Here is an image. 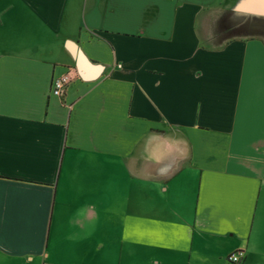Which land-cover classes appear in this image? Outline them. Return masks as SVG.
<instances>
[{"label":"crops","instance_id":"0c3cea01","mask_svg":"<svg viewBox=\"0 0 264 264\" xmlns=\"http://www.w3.org/2000/svg\"><path fill=\"white\" fill-rule=\"evenodd\" d=\"M239 251L264 264V0H0V264Z\"/></svg>","mask_w":264,"mask_h":264},{"label":"built area","instance_id":"2783aa9c","mask_svg":"<svg viewBox=\"0 0 264 264\" xmlns=\"http://www.w3.org/2000/svg\"><path fill=\"white\" fill-rule=\"evenodd\" d=\"M71 82L69 73L55 77L51 80L50 84V95L61 98ZM243 258V252H236L228 257L229 262L233 264L240 263Z\"/></svg>","mask_w":264,"mask_h":264},{"label":"water","instance_id":"95a60500","mask_svg":"<svg viewBox=\"0 0 264 264\" xmlns=\"http://www.w3.org/2000/svg\"><path fill=\"white\" fill-rule=\"evenodd\" d=\"M72 55L76 61V68L83 80H92L100 73V67L93 65L86 57L73 45L70 47Z\"/></svg>","mask_w":264,"mask_h":264}]
</instances>
